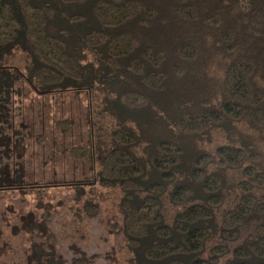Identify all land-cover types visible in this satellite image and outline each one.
Here are the masks:
<instances>
[{"label":"trees","instance_id":"obj_1","mask_svg":"<svg viewBox=\"0 0 264 264\" xmlns=\"http://www.w3.org/2000/svg\"><path fill=\"white\" fill-rule=\"evenodd\" d=\"M15 48L31 59L24 81L35 92L117 85L131 126L114 132L95 180L124 193L131 264H264V0H0V57ZM213 67L221 75L211 82ZM215 131L227 142L207 154L201 145ZM142 143L145 159L134 150ZM4 157L0 191L19 190L21 163L10 176ZM236 172L233 204L219 215ZM162 200L178 210L169 223ZM46 247L37 261L66 264Z\"/></svg>","mask_w":264,"mask_h":264},{"label":"rangeland","instance_id":"obj_2","mask_svg":"<svg viewBox=\"0 0 264 264\" xmlns=\"http://www.w3.org/2000/svg\"><path fill=\"white\" fill-rule=\"evenodd\" d=\"M0 67L11 68L0 71V122L6 117L15 128L5 131L14 142L12 146L10 140L8 147L14 154L6 160L9 154L5 152L2 162H9L10 176L21 163L25 177L19 190L0 191V264H41L37 260L47 245L66 264L81 257L90 259L89 264H131L120 207L124 193L117 185L104 189L95 180L100 160L112 148V135L131 126L116 103L117 85L72 81L65 88L35 92L24 81L30 75L31 59L19 48L0 57ZM220 72L216 67L204 71L211 82L218 80ZM4 85L10 88L6 91ZM226 142L222 131H215L201 147L214 155ZM145 146L134 148L142 159ZM72 147L85 148L89 157L73 160ZM259 148L264 156V143ZM239 174L226 175L219 215L233 204ZM162 202L163 220L169 223L178 210L167 200ZM249 232V228L242 230L241 239ZM211 241L207 246L211 247Z\"/></svg>","mask_w":264,"mask_h":264},{"label":"crops","instance_id":"obj_3","mask_svg":"<svg viewBox=\"0 0 264 264\" xmlns=\"http://www.w3.org/2000/svg\"><path fill=\"white\" fill-rule=\"evenodd\" d=\"M3 119L4 120L0 122V148H3L2 152L5 151L6 153H11L13 155L14 149L11 147V149H8V147L10 146V140L12 141V146L14 142L11 137L5 134V131H7V129H10V131H12L15 128L10 122L7 121L6 117H4Z\"/></svg>","mask_w":264,"mask_h":264}]
</instances>
